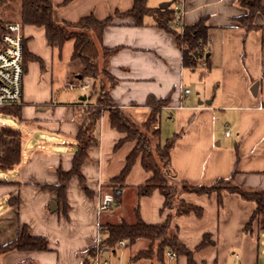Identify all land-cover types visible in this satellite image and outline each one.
Here are the masks:
<instances>
[{"label":"crops","instance_id":"obj_1","mask_svg":"<svg viewBox=\"0 0 264 264\" xmlns=\"http://www.w3.org/2000/svg\"><path fill=\"white\" fill-rule=\"evenodd\" d=\"M6 1L2 13L15 11L19 15L15 22H21V0L19 5ZM47 1L54 6L55 22L71 24L91 15L104 21L134 6V0ZM173 1L148 0V6L170 3L174 7ZM185 7L186 26L205 19L209 28L206 53L197 55L194 68L184 65L183 48L176 36L158 28L151 17L145 18L143 26H137L132 18L116 17L105 29L99 48L120 49L108 64V72L117 80L111 97L138 127L151 116L149 97L158 101L170 97L157 123L165 140L183 132L171 152L173 173L167 176L171 183L210 186L237 171V186L264 191V14L256 16L257 28L247 31L237 21L248 14L239 0H185ZM24 33L27 51L36 60L27 63L23 100L17 105L23 114L19 127L24 133L22 163L0 179L9 182L0 185V246L13 242L27 225L32 235L48 239L50 248L47 252H10L0 256L1 263L85 264L99 224L134 225L138 209L146 224L158 225L176 210L161 213L165 199L159 191L139 196L138 188L152 177L139 157L122 186L123 218L116 217L114 207L98 212L101 196L121 186L112 181L120 176L137 146L127 142L115 150L125 135L112 127L110 113L104 111L97 129L99 145L89 150L82 166L84 182L76 176L67 187L68 215L62 205L56 204V211H51L57 193L43 186L57 185L59 171L72 169L79 115L95 99L88 98L89 90L68 87L72 82L81 83L78 77L83 69L79 61L72 60L73 41L59 56L48 45L44 27L24 25ZM188 69L192 73L187 77ZM214 74L217 77L213 79ZM257 82L258 91L253 94ZM187 89L191 91L188 95ZM179 199L204 211L200 218L194 213L175 216L170 228L171 236H178L195 251V264H264L258 221L246 230L255 203L227 192L222 194V206L217 193H183ZM206 235L212 244L196 250ZM145 242L104 252L111 254L110 263L132 264L131 258L141 251H135V246ZM175 264H188L187 258L179 256Z\"/></svg>","mask_w":264,"mask_h":264},{"label":"trees","instance_id":"obj_2","mask_svg":"<svg viewBox=\"0 0 264 264\" xmlns=\"http://www.w3.org/2000/svg\"><path fill=\"white\" fill-rule=\"evenodd\" d=\"M264 0H239V4L248 10V14L237 19L239 24L247 31L255 28V18L258 14H264ZM6 0H0V11L6 5ZM177 0H174L175 4ZM54 6L47 0H21L20 21L23 25L44 27L48 45L57 50L61 56L65 45L73 41L74 50L72 60H77L82 64L80 76L81 83L91 82L88 91V98L95 99L88 107L82 110L79 115L80 129L76 137V151L73 158V167L68 172L59 171V183L57 185L43 186L57 193L55 199L57 206H63L65 216L68 215L69 205L67 201V187L73 177L82 175V166L88 158L91 148L99 145L97 133L98 125L104 111L110 113L112 127L125 135L115 147L120 149L127 142H136L137 146L127 157L126 166L119 177L113 179V184L121 185L113 187L114 206H121L123 202L122 186L126 183L135 163L142 157V166L146 172L152 174L145 185L138 188L139 196H149L155 191H159L165 202L161 213L167 210H176L174 214H169L166 221L158 225L146 224L139 210H136V223L129 225L123 222L118 225L103 226L106 240L102 243V252L109 250L116 252L120 247L119 243L128 240V245H134L140 240H147L151 245L146 251H140L131 258L132 264H138L144 260L153 261L156 264H166L167 252L173 251L178 256L187 258L188 264H195L194 253L178 238L169 234L171 223L175 216H185L194 213L197 217L203 216V209L187 204L179 199L183 193L202 195H212L217 193L219 204L222 206V194L224 192L237 194L243 200L253 202L256 205L255 212L246 226L250 231L255 220L258 221L259 232L264 233V191L245 190L234 183L237 171H234L229 179H220L210 186H191L186 182L180 185L172 184L167 179V174H172L171 152L176 142L183 132L174 134L171 138L162 140L160 130H153V125L157 123L158 116L164 106L170 103V97L165 100H157L149 97L147 106L152 109L149 120L141 127L133 124L117 106L111 97V89L117 84V80L108 72V64L113 55L120 49H106L102 45L105 29L110 26L113 20L132 18L137 26H143L146 17H151L155 25L172 33L177 41L183 45V61L188 68L196 66V57L206 53L205 46L208 41L209 28L206 20L200 21L192 27H186L184 35L175 29L169 28L175 19L174 7L151 8L148 0H134L133 9L121 14L116 13L104 21H99L95 16L83 18L76 24L57 23L54 20ZM11 23V22H9ZM0 22V37L5 31L7 24ZM36 60L27 51L24 43V69L26 72L27 63ZM0 115L11 117L17 122H23L22 107H6L0 109ZM156 140V145L154 144ZM23 133L19 128L0 125V172L9 173L17 170L22 163ZM8 181L0 180V185L8 184ZM156 243V244H155ZM210 237L206 235L196 250H201L211 245ZM50 242L44 237L34 236L27 225L21 227L18 237L7 245L0 246V256L10 252H47ZM95 254V250H92ZM0 264H2L0 262ZM21 264H37L33 260H27Z\"/></svg>","mask_w":264,"mask_h":264},{"label":"built area","instance_id":"obj_3","mask_svg":"<svg viewBox=\"0 0 264 264\" xmlns=\"http://www.w3.org/2000/svg\"><path fill=\"white\" fill-rule=\"evenodd\" d=\"M175 19L169 28L175 29L181 35H184L186 30L185 18L186 7L185 0H177L174 4ZM24 43L25 33L24 25L21 22H11L7 24L5 31L0 37V109L6 107H13L20 105L24 95V81H25V69H24ZM182 48L184 47L181 45ZM70 89L80 88L84 91H88L91 88V82L86 83L72 82L68 84ZM190 90L187 89L185 94H190ZM153 130H159V124L153 125ZM230 132H227L229 136ZM115 198L112 193H107L101 196L98 202V212L101 214L112 210L114 207ZM107 235L104 233L102 224L97 226L96 237L93 245L95 254H91L88 261L85 264H111L107 260L102 259V243L106 240ZM128 243V240L121 241L120 247H124ZM260 247L261 255L264 260V233L260 235ZM167 260L168 264H175L179 256L173 252L168 251Z\"/></svg>","mask_w":264,"mask_h":264},{"label":"rangeland","instance_id":"obj_4","mask_svg":"<svg viewBox=\"0 0 264 264\" xmlns=\"http://www.w3.org/2000/svg\"><path fill=\"white\" fill-rule=\"evenodd\" d=\"M13 2H14V4L13 5H19L20 4V0H13ZM155 4V3H154ZM155 6V5H154ZM157 6V5H156ZM9 13V12H8ZM7 13V15H6V13H2V11H0V22L1 23H9V22H15L16 20H19V15L17 14V12H10L9 14ZM67 49H69V46H68V48ZM71 49V48H70ZM201 68H202V65L200 66ZM200 67H198V70H197V72H199L200 71ZM187 77L189 76V73H192V69H188L187 70ZM217 77V74H214L213 75V79L214 78H216ZM76 91H78V89H75ZM195 90V89H194ZM194 94H197V91H194ZM164 119H166V118H164ZM0 125H3V126H9V127H12V128H19L20 127V123L19 122H17L15 119H13V118H11V117H4V116H2V115H0ZM24 134V133H23ZM162 138H163V136H162ZM164 139V138H163ZM165 140V139H164ZM50 142H52V140H49ZM156 140H154V144L156 145ZM7 176H9V174L8 173H1L0 172V179H3V178H6ZM167 176H168V174H167ZM167 179H168V177H167ZM168 181H169V179H168ZM170 182V181H169ZM171 183V182H170ZM172 184H174V183H172ZM175 185H180V184H175ZM1 207H3V203H0V208ZM113 210L115 211V213H116V217L117 218H123V204L121 205V206H114V208H113ZM123 220V219H122ZM169 234H170V231H169ZM129 243V242H128ZM127 243V244H128ZM126 244V245H127ZM156 244V243H155ZM151 245V242H149V241H147V243L145 242V243H143V244H140V245H137V246H135V248H134V250L135 251H139V250H141V251H146V250H148V247ZM140 252V251H139ZM111 254L110 253H107V252H103L102 253V259L103 260H108L109 262L111 261V260H109L110 259V256ZM0 262H2V257H0ZM142 262H146V263H150L151 262V264H156L155 263V260H153V261H149V260H144V261H142ZM141 263V262H140ZM111 264H114L113 262L111 263ZM117 264H119V263H117ZM121 264V263H120ZM122 264H123V261H122Z\"/></svg>","mask_w":264,"mask_h":264},{"label":"water","instance_id":"obj_5","mask_svg":"<svg viewBox=\"0 0 264 264\" xmlns=\"http://www.w3.org/2000/svg\"><path fill=\"white\" fill-rule=\"evenodd\" d=\"M169 6H170V3H164V4H162L160 7H161V8H168ZM78 78H79L80 80L82 79L81 76H79ZM258 87H259V83L257 82V83H255V84L253 85V87H252V89H251V92H252L253 94H257ZM86 98H87L86 96L83 97L84 100H85ZM50 209H51V211H56L57 206H56V202H55V201L51 202Z\"/></svg>","mask_w":264,"mask_h":264}]
</instances>
